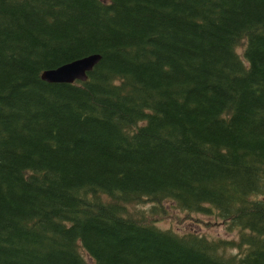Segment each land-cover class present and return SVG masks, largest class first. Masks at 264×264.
<instances>
[{
	"label": "trees",
	"instance_id": "1",
	"mask_svg": "<svg viewBox=\"0 0 264 264\" xmlns=\"http://www.w3.org/2000/svg\"><path fill=\"white\" fill-rule=\"evenodd\" d=\"M163 202L236 237L161 228ZM83 255L264 264V0H0V264Z\"/></svg>",
	"mask_w": 264,
	"mask_h": 264
},
{
	"label": "rangeland",
	"instance_id": "2",
	"mask_svg": "<svg viewBox=\"0 0 264 264\" xmlns=\"http://www.w3.org/2000/svg\"><path fill=\"white\" fill-rule=\"evenodd\" d=\"M144 206L147 205L144 204ZM161 209L164 210L166 217L155 222L161 228L171 229L177 233L194 231L205 237H220L222 239H234L236 237L235 231H226L224 229L213 211L201 214H187L174 208L171 202H163ZM83 257L86 264H91V261L85 255Z\"/></svg>",
	"mask_w": 264,
	"mask_h": 264
},
{
	"label": "water",
	"instance_id": "3",
	"mask_svg": "<svg viewBox=\"0 0 264 264\" xmlns=\"http://www.w3.org/2000/svg\"><path fill=\"white\" fill-rule=\"evenodd\" d=\"M98 54H92L72 62L63 64L52 70L41 72L40 79L46 83H65L71 84L74 81L83 82L87 78L88 72L99 61Z\"/></svg>",
	"mask_w": 264,
	"mask_h": 264
}]
</instances>
